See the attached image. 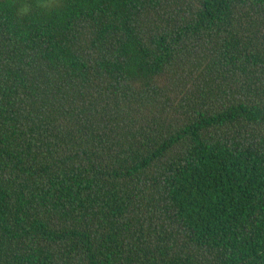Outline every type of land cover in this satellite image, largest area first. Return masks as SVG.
<instances>
[{"label": "trees", "instance_id": "16d2710c", "mask_svg": "<svg viewBox=\"0 0 264 264\" xmlns=\"http://www.w3.org/2000/svg\"><path fill=\"white\" fill-rule=\"evenodd\" d=\"M0 0V264H264V0Z\"/></svg>", "mask_w": 264, "mask_h": 264}, {"label": "rangeland", "instance_id": "374dc122", "mask_svg": "<svg viewBox=\"0 0 264 264\" xmlns=\"http://www.w3.org/2000/svg\"><path fill=\"white\" fill-rule=\"evenodd\" d=\"M57 0H47L46 3L47 4H55Z\"/></svg>", "mask_w": 264, "mask_h": 264}]
</instances>
